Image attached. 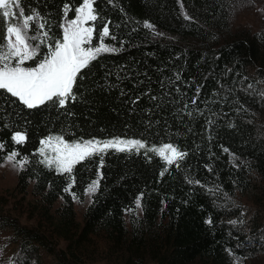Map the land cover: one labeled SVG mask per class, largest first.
<instances>
[{
	"label": "trees",
	"instance_id": "16d2710c",
	"mask_svg": "<svg viewBox=\"0 0 264 264\" xmlns=\"http://www.w3.org/2000/svg\"><path fill=\"white\" fill-rule=\"evenodd\" d=\"M236 1L93 0L97 19L87 46L102 42L114 51L81 69L75 99L29 109L0 90V162L16 152V190L30 189L48 210L58 205L52 229L68 246L52 253L57 264H81L75 249L94 237L117 264H236L264 255V31L233 34ZM19 4L34 17L28 32L38 39L29 42L38 52L26 63L33 67L62 41L82 0ZM9 22L0 18V38ZM16 133L26 141L16 144ZM49 138L144 147L108 149L102 165L88 158L69 176L44 162L56 155L41 144ZM166 145L183 158L169 165L154 152ZM94 181L99 187L89 193ZM88 196L79 222L74 202ZM0 222L20 246L15 264H38L43 235L16 220Z\"/></svg>",
	"mask_w": 264,
	"mask_h": 264
},
{
	"label": "snow or ice",
	"instance_id": "6c2138e0",
	"mask_svg": "<svg viewBox=\"0 0 264 264\" xmlns=\"http://www.w3.org/2000/svg\"><path fill=\"white\" fill-rule=\"evenodd\" d=\"M13 6L20 7L19 0H0V18L15 17L17 13L12 11ZM69 11L65 6V13ZM75 18L71 19L63 29L62 41L54 45V49L42 57L33 67H23L25 61L32 60L36 56V46L29 43L36 40V35L29 36L26 32L30 28V21L33 16H25L23 8H20L19 16L24 17L22 24L8 23L5 29L6 35L0 38V44L6 40L7 52L0 56V90L16 97L27 108L33 109L46 102L58 103L64 107L69 98L75 99L72 93L77 75L81 69L87 67L89 63L96 59L101 52L114 51L108 49L102 42L98 47H84L90 44L93 39L94 27L90 22H95L97 14L94 10L93 0H82V5L75 9ZM37 15H39L37 13ZM88 24L89 26H85ZM44 25L41 24L40 28ZM151 27V25H148ZM109 30L107 26L102 28V35L107 36ZM47 36V33H45ZM18 58V63L13 66L7 61ZM26 136L16 133L13 140L16 144L26 141ZM41 144L48 146L52 144V139L41 141ZM140 141H124L120 139L100 142L89 140L81 143H67L61 138L56 139V147L53 151L55 157L48 159L45 156V148L39 150L41 156H45V161L49 167L62 174H72L75 165L92 157H99L103 163V154L108 149L124 152L133 148H143ZM159 154L169 165L174 160L182 159L184 153L179 152L172 145H166L158 150ZM171 153V156L165 153ZM16 152H13L8 159L15 161ZM17 163H19L17 161ZM99 187V181H94L88 187L89 193H94ZM139 206V204H137Z\"/></svg>",
	"mask_w": 264,
	"mask_h": 264
},
{
	"label": "rangeland",
	"instance_id": "374dc122",
	"mask_svg": "<svg viewBox=\"0 0 264 264\" xmlns=\"http://www.w3.org/2000/svg\"><path fill=\"white\" fill-rule=\"evenodd\" d=\"M12 11L17 13V15L9 17V21L15 24H22L23 17L19 16L18 7L13 6ZM68 23H65L64 28L68 26ZM85 26L89 25L86 24ZM149 28L153 29L152 27ZM231 29H233V34L235 35L264 31V0L236 1L232 5ZM26 32L29 35L28 29ZM87 45H84V47H88ZM191 45L199 46L200 43L192 40ZM35 50L37 54L38 48L36 47ZM9 63L15 66L18 63V58L12 57ZM26 63L27 61L22 66L28 67ZM48 147L53 150L56 144L52 143ZM133 149L141 150L143 148ZM159 149L154 150L158 155H160ZM165 155L171 156V153L168 152ZM21 169L22 164L16 161L6 159L2 163L0 162V216L16 220L21 226L36 230L43 235L46 246L42 249L40 247L37 248V259L40 261L38 264H57L58 257L52 253L65 251L68 246L67 242L57 236L52 229V221L56 220L54 210H56L58 205L55 206V209L48 210L41 200L31 193L30 189L25 194L19 193L16 187ZM242 201L243 205L248 207L252 213L259 212L246 197H243ZM89 203L90 196L83 203L74 202V209L79 222H82ZM106 249L107 246L102 238L94 237L81 244L75 249V252L80 258L81 264H117L108 258L109 255L106 254ZM19 250L20 246L16 242L15 236L4 223L0 222V264H15ZM33 262L36 263V259ZM236 264H264V255L246 259L240 263L236 262Z\"/></svg>",
	"mask_w": 264,
	"mask_h": 264
}]
</instances>
